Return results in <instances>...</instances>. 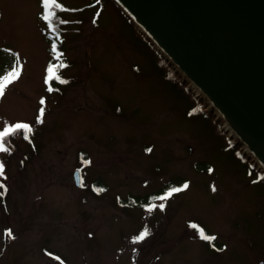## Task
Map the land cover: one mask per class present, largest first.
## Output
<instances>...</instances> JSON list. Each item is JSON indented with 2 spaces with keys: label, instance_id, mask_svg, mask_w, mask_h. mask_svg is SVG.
<instances>
[{
  "label": "rangeland",
  "instance_id": "1",
  "mask_svg": "<svg viewBox=\"0 0 264 264\" xmlns=\"http://www.w3.org/2000/svg\"><path fill=\"white\" fill-rule=\"evenodd\" d=\"M56 4L0 0V129L31 126L0 152V264H264L247 148L114 0Z\"/></svg>",
  "mask_w": 264,
  "mask_h": 264
},
{
  "label": "water",
  "instance_id": "2",
  "mask_svg": "<svg viewBox=\"0 0 264 264\" xmlns=\"http://www.w3.org/2000/svg\"><path fill=\"white\" fill-rule=\"evenodd\" d=\"M115 1L264 167V0Z\"/></svg>",
  "mask_w": 264,
  "mask_h": 264
},
{
  "label": "snow or ice",
  "instance_id": "3",
  "mask_svg": "<svg viewBox=\"0 0 264 264\" xmlns=\"http://www.w3.org/2000/svg\"><path fill=\"white\" fill-rule=\"evenodd\" d=\"M42 2H43V6L44 7H48L49 5H55L57 7H61V10L72 11V10H68V9H63L62 6L57 5L56 4V0H42ZM97 2H98V0H97ZM97 15H98V13H97ZM44 19L48 20L49 17L45 16ZM60 22L61 23H67V21H60ZM93 22L95 23V21H93ZM54 48H55V46L53 45V50H54ZM16 60H17V63H18L19 62L18 55H17ZM62 66H66V65H62ZM47 71L49 73V76L46 77L45 83H47L50 79H52V72H53L52 67L50 66ZM18 75L19 74L16 71L15 65H13L12 70L9 73V77L18 78ZM5 80H7L8 82H11L9 78H0V97H2L4 95V90H5V86H6ZM62 82L66 83L67 81H62ZM40 103L43 105L44 104V100L41 99ZM39 111H40V116L37 117V122L38 123L42 122L41 117L44 114V109L40 108ZM30 131H31V126L26 124V123H17L15 125H10V126L4 127V129L2 131H0V152L7 151V149L5 148V144L7 143V140L5 138L11 137L14 134L15 135H21L22 134L23 135V139L28 140L29 139L28 133ZM148 151H150V149ZM3 173H4V165H3V163H0V176H3ZM3 187H4V185L0 184V188H3ZM187 187H188L187 184L183 185V188H187ZM183 188H173V189H171L169 191H166V193L163 196L159 197V199L166 200L169 197H171L174 192L182 191ZM101 191H103V189H101ZM213 191H215V188H213ZM158 207L160 209H163L164 208V204L161 203V204L158 205ZM192 227L195 228L196 226L192 225ZM9 234H10V232H9ZM148 234L149 233L147 232V230H145L144 232H142L140 234L139 237H137V239L138 240H143ZM199 236H200V239L204 240V241H212V240L216 239L215 236L205 235L202 230L199 231ZM217 250L219 251L221 249H217ZM57 259H59V258L57 257Z\"/></svg>",
  "mask_w": 264,
  "mask_h": 264
},
{
  "label": "trees",
  "instance_id": "4",
  "mask_svg": "<svg viewBox=\"0 0 264 264\" xmlns=\"http://www.w3.org/2000/svg\"><path fill=\"white\" fill-rule=\"evenodd\" d=\"M52 67V64H50L49 65V67ZM52 69H53V67H52ZM48 70V69H47ZM47 76H49V73H48V71H47ZM54 78V73L52 72V79ZM51 79V80H52ZM209 111H210V109L209 110H204V112H207V113H209ZM17 123H23V122H17ZM17 123H15V124H17ZM15 124H13V125H15ZM4 129V128H3ZM3 129H0V131H2ZM22 131V130H21ZM15 136V134L13 135V136H11V137H14ZM11 137H7V138H5L6 140H7V143L5 144V146H7V147H9L10 146V140H11ZM1 184V183H0ZM130 200H133V204L134 205H143V204H145L144 203V200H143V197H134V196H131L130 197Z\"/></svg>",
  "mask_w": 264,
  "mask_h": 264
},
{
  "label": "bare ground",
  "instance_id": "5",
  "mask_svg": "<svg viewBox=\"0 0 264 264\" xmlns=\"http://www.w3.org/2000/svg\"><path fill=\"white\" fill-rule=\"evenodd\" d=\"M140 29V28H139ZM196 90V92H198V90L197 89H195ZM223 126V128H227L226 126H227V124L225 123V124H223L222 125Z\"/></svg>",
  "mask_w": 264,
  "mask_h": 264
}]
</instances>
